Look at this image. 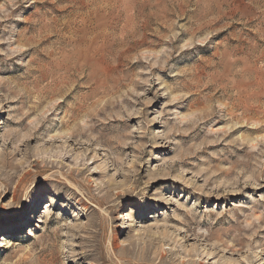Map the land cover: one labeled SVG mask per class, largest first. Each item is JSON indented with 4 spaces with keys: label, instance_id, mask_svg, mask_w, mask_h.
<instances>
[{
    "label": "rangeland",
    "instance_id": "rangeland-1",
    "mask_svg": "<svg viewBox=\"0 0 264 264\" xmlns=\"http://www.w3.org/2000/svg\"><path fill=\"white\" fill-rule=\"evenodd\" d=\"M0 264H264V0H0Z\"/></svg>",
    "mask_w": 264,
    "mask_h": 264
}]
</instances>
